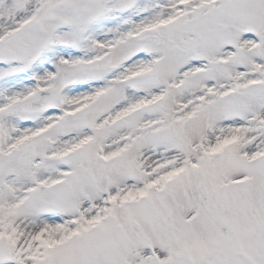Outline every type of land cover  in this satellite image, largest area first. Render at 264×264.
Listing matches in <instances>:
<instances>
[{"label":"snow or ice","instance_id":"6c2138e0","mask_svg":"<svg viewBox=\"0 0 264 264\" xmlns=\"http://www.w3.org/2000/svg\"><path fill=\"white\" fill-rule=\"evenodd\" d=\"M0 264H264V0H0Z\"/></svg>","mask_w":264,"mask_h":264}]
</instances>
